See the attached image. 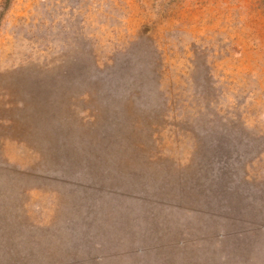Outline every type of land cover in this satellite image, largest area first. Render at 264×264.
Wrapping results in <instances>:
<instances>
[{
    "label": "rangeland",
    "instance_id": "1",
    "mask_svg": "<svg viewBox=\"0 0 264 264\" xmlns=\"http://www.w3.org/2000/svg\"><path fill=\"white\" fill-rule=\"evenodd\" d=\"M0 264H264V0H0Z\"/></svg>",
    "mask_w": 264,
    "mask_h": 264
}]
</instances>
